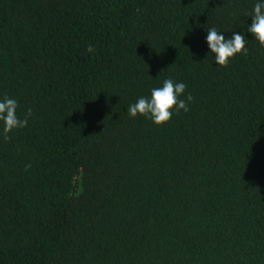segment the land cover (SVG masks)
<instances>
[{
    "label": "trees",
    "instance_id": "16d2710c",
    "mask_svg": "<svg viewBox=\"0 0 264 264\" xmlns=\"http://www.w3.org/2000/svg\"><path fill=\"white\" fill-rule=\"evenodd\" d=\"M257 2L0 0V99L33 112L0 136V264H264ZM212 27L247 55L216 66ZM167 78L190 110L130 118Z\"/></svg>",
    "mask_w": 264,
    "mask_h": 264
},
{
    "label": "clouds",
    "instance_id": "9594fccd",
    "mask_svg": "<svg viewBox=\"0 0 264 264\" xmlns=\"http://www.w3.org/2000/svg\"><path fill=\"white\" fill-rule=\"evenodd\" d=\"M252 20L247 32L264 48V0H258L250 13ZM206 43L210 50L209 54L214 56L216 66L226 68L231 59L238 54L247 55L246 40L242 34L233 32L231 39H225L216 28H207ZM88 52L95 49L89 46ZM187 85L183 82H176L171 78L163 81L162 87L151 90L150 97H140L129 105L127 115L130 118L142 116L150 120L155 126L161 127L167 124L173 112L179 114L180 111L187 113L189 104L193 101L191 94L185 96ZM181 97H184L183 99ZM19 104L17 99L4 95L0 99V136L4 141L11 138V134L17 130L27 127L29 119L33 116L32 109L29 108L21 117L17 114ZM31 165L26 166L30 168Z\"/></svg>",
    "mask_w": 264,
    "mask_h": 264
}]
</instances>
